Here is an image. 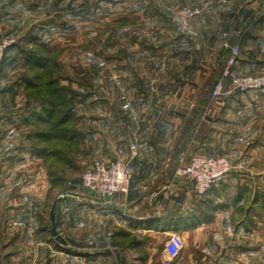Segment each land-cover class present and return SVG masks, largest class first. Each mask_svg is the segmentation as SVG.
Instances as JSON below:
<instances>
[{
    "label": "crops",
    "instance_id": "crops-1",
    "mask_svg": "<svg viewBox=\"0 0 264 264\" xmlns=\"http://www.w3.org/2000/svg\"><path fill=\"white\" fill-rule=\"evenodd\" d=\"M177 1L201 8L194 21L200 37L191 40L180 36L169 31L167 23V31L163 28L154 39L130 38L119 49L123 54L112 57L116 62L109 65L104 93L99 91L96 96L94 92L91 106L86 109L84 102L78 113L85 117L86 110L93 112L91 128L89 125L77 132L83 137L84 153L97 159L119 158L132 165L129 193L104 201L85 190L59 198L55 226L67 242L61 244L52 237L51 226L38 223L40 211L31 203V197L5 193L0 185V264H101L102 257L113 252L98 243L101 228L112 235L117 227H126L130 232L139 229L182 234L206 226L198 210L212 204L224 187H230L233 176L197 197L190 180L176 169L182 157L213 152L231 135L237 115L233 109L243 97L213 98L212 88L229 54L225 42L244 45L264 35V0ZM8 6L2 9L0 24L12 18ZM248 23L249 27L243 29ZM16 52L18 46L9 51L0 80L9 67L16 65ZM255 66L241 56L236 72L250 74ZM22 83L13 85L14 93ZM32 112L16 116L15 123L20 119L30 122ZM4 124L0 125V137ZM132 143L138 146L135 156L130 150ZM24 198L27 202L21 204ZM89 239L96 244L88 246ZM102 247L105 252H101ZM124 263L133 264L126 253Z\"/></svg>",
    "mask_w": 264,
    "mask_h": 264
},
{
    "label": "rangeland",
    "instance_id": "rangeland-1",
    "mask_svg": "<svg viewBox=\"0 0 264 264\" xmlns=\"http://www.w3.org/2000/svg\"><path fill=\"white\" fill-rule=\"evenodd\" d=\"M6 4H10L7 9L12 18L1 22L0 39L13 38L23 49L46 57L49 64L43 70L31 69L34 63L30 64L18 47L16 65L9 67L0 80V125L5 123L0 137V185L5 193L31 197V203L40 211L38 223L51 226L54 201L72 192H85L80 177L90 167L88 163L97 159L84 153L83 137L77 134L79 129L92 126V109L85 111V117L78 114L82 104L85 102L87 109L95 93L96 96L99 91L104 93L109 65L116 62V55L123 54L119 49L130 38L140 41L152 36L154 39L167 23L171 26L169 31L178 34L169 20L168 7L185 3L177 0H0V14ZM33 35L47 42L49 50L21 41ZM240 49L239 58L250 59L256 65L255 72L250 74H264V35L240 44ZM34 75L41 83L40 95L56 100L58 112L49 121L32 116L30 122L20 119L16 124V116L30 110L39 112L46 106L41 100H33L37 91L25 88L24 83L17 93L12 90L15 83L26 77L35 78ZM50 80L52 85L46 86ZM104 96H108L107 92ZM226 96H242L243 100L235 104L236 122L231 135L224 138V146L216 145V150L208 154L240 155L241 165L227 176L234 178L230 187H224L212 204L202 208L203 212L198 210V217L201 222L206 220V226L180 234L183 247L171 264H264V89L220 97ZM71 110L72 117L60 132L57 121ZM56 132L67 139L60 142L42 135ZM24 202H27L25 198L21 204ZM107 233L101 228L98 243L113 252L103 256L101 264H125V253L133 264L167 262L165 243L170 234L160 230L130 232L126 227H117L113 235ZM93 242L89 239L88 246ZM101 252H105L103 247ZM115 255L121 257L115 258Z\"/></svg>",
    "mask_w": 264,
    "mask_h": 264
},
{
    "label": "built area",
    "instance_id": "built-area-1",
    "mask_svg": "<svg viewBox=\"0 0 264 264\" xmlns=\"http://www.w3.org/2000/svg\"><path fill=\"white\" fill-rule=\"evenodd\" d=\"M201 12V8L189 4L168 7V17L176 32L191 40L200 37L194 21ZM13 42L11 37L0 39V65L7 49ZM226 46L230 49L229 54L214 82L212 97L217 98L229 93H247L264 89V74L252 75L236 72V65L241 53L240 43L236 42ZM130 150L133 156L137 155V144L132 143ZM240 158V155L193 153L180 159L176 172L190 180L195 196L203 197L215 184L227 177L238 165H241ZM133 173L132 165L122 159H95L91 166L82 173L80 184L86 192L104 201L111 199L116 194H128ZM164 197H168L167 191L164 192ZM182 247V236L178 232H172L165 243L167 253L165 264H171L181 252Z\"/></svg>",
    "mask_w": 264,
    "mask_h": 264
},
{
    "label": "trees",
    "instance_id": "trees-1",
    "mask_svg": "<svg viewBox=\"0 0 264 264\" xmlns=\"http://www.w3.org/2000/svg\"><path fill=\"white\" fill-rule=\"evenodd\" d=\"M22 42H32L35 45H38L39 47L43 48L45 51L49 50L47 47V42L43 41L42 38L38 35H33V37H28L27 39H21ZM18 46L20 51L22 52V55H24V57L26 58V60L30 63H34L31 65V69L33 67H38L40 69H45L47 68L49 61L46 60V57H41L42 55H39L38 53H36L35 51H31V50H25L21 47V45H18L17 43L13 42L12 45L7 49L5 56L1 62L0 65V74L2 73L4 64L8 59V53L11 50V48ZM15 60L17 61V57L15 58ZM30 63V64H31ZM35 76V75H34ZM25 84L26 88H31L33 91H37L35 96H33V100H41L43 103L46 104V106H44V108L42 109V111H36V110H32V116H37V119H41V120H45V121H49L52 119V117L54 116L55 113L58 112V110H56V107L58 105V102L56 100H52L49 99L45 96H41L40 92L42 91L41 87V83L38 81L37 77L35 76L32 78H24L22 81ZM53 81H48L46 83V86H50L52 85ZM72 110L70 111V113H68L65 117L60 118L57 121L56 126L58 127L59 131H62V127L64 125V123H66L67 121H69L72 117L71 114ZM62 128V129H60ZM64 133V132H63ZM43 136L47 137V138H56L57 140H60V142H62L61 140L67 139L66 136L62 133H58L56 132L54 133H43ZM71 137V136H70ZM70 137L68 138V140L70 139ZM72 138V137H71ZM213 188V187H212Z\"/></svg>",
    "mask_w": 264,
    "mask_h": 264
},
{
    "label": "water",
    "instance_id": "water-1",
    "mask_svg": "<svg viewBox=\"0 0 264 264\" xmlns=\"http://www.w3.org/2000/svg\"><path fill=\"white\" fill-rule=\"evenodd\" d=\"M252 23V22H251ZM251 23H248L243 27V29H246L249 27ZM230 50V49H229ZM56 203L57 201H54L51 207V213H50V219H51V228H50V233L52 237L59 243L61 244H66V240L61 236V234L57 231L56 226H55V208H56Z\"/></svg>",
    "mask_w": 264,
    "mask_h": 264
}]
</instances>
